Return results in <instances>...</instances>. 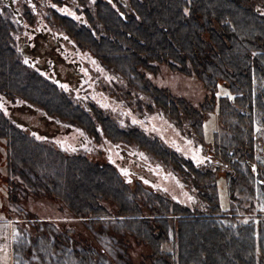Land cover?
Masks as SVG:
<instances>
[{
  "label": "flooded vegetation",
  "instance_id": "1",
  "mask_svg": "<svg viewBox=\"0 0 264 264\" xmlns=\"http://www.w3.org/2000/svg\"><path fill=\"white\" fill-rule=\"evenodd\" d=\"M150 1L0 0V46L11 51L12 65L23 80L31 79L41 98L39 103L0 88V111L27 136L26 166L32 175L35 162L41 175L40 185L26 181L24 195L14 178L8 204L14 217L0 219L14 223L15 230L25 226L32 234L43 222L63 228L89 218L66 216L71 206L59 196L76 161L90 164L111 189V196L90 198V207L112 214L133 207L174 211L166 214L170 217L183 215L175 213L180 210L208 211L209 184L215 192L217 178L227 184L226 164L210 148L214 136L206 142L202 135L213 112L216 129L222 126L224 95L218 86L229 90L224 62L195 69L177 58L161 43L175 38L176 11L166 25ZM252 9L264 17L263 5ZM211 35L224 46V28L209 27L202 47L214 44ZM1 164L0 154V209L6 207ZM129 191L137 193L135 205L126 202ZM127 250L138 263L141 245L131 241Z\"/></svg>",
  "mask_w": 264,
  "mask_h": 264
},
{
  "label": "trees",
  "instance_id": "2",
  "mask_svg": "<svg viewBox=\"0 0 264 264\" xmlns=\"http://www.w3.org/2000/svg\"><path fill=\"white\" fill-rule=\"evenodd\" d=\"M150 2L166 25H170V12L176 11L175 38H163L161 43L169 44L168 49L175 51L177 58L191 61L195 69L207 63L214 68L224 62L225 84L231 97L221 98L222 126L214 131L210 148L226 164L223 174L230 207L219 208L215 189L209 184L208 211L180 210L175 213L183 215L170 217L166 214L174 211L142 212L133 207L112 214L93 209L90 198L110 195L111 189L100 183L102 178L96 176V170L87 168L90 164L76 161L67 170L70 176L63 178L59 196L71 206L66 216L89 218L65 222L63 228L43 222L32 234L25 226H18L12 243L14 264H264V17L252 9L255 4L264 6V0ZM209 27L224 28L223 47L212 35L214 44L202 47ZM11 59V51L0 46V88L19 90L40 103L39 89L32 86L31 79L21 78L20 68L14 67ZM27 141V136L0 111L4 218L14 217L7 207L13 203L14 178L22 195L27 180L40 185L35 162L32 175L26 166ZM36 148L39 150L38 145ZM68 190L73 196L69 197ZM129 192L126 202L135 205L137 193ZM18 206L24 215L28 214ZM147 213V217H140ZM103 215L109 216L100 218ZM73 227L85 229L90 236L80 235ZM131 241L143 249L138 263L127 250Z\"/></svg>",
  "mask_w": 264,
  "mask_h": 264
},
{
  "label": "rangeland",
  "instance_id": "3",
  "mask_svg": "<svg viewBox=\"0 0 264 264\" xmlns=\"http://www.w3.org/2000/svg\"><path fill=\"white\" fill-rule=\"evenodd\" d=\"M218 92L226 97H231L230 92L226 87H222L221 85L218 86ZM218 93V94H219ZM216 112L211 113L206 120L204 121L203 128H202V135L203 139L206 142H209L213 139L214 131L216 130ZM1 143V142H0ZM0 154L1 160L4 159L3 151H2V143L0 145ZM1 166V172H2ZM216 192H217V199L218 205L221 210L228 209L230 207V200H229V193L228 187L225 182V179L222 177L217 178L216 181ZM2 200L4 195V187L2 184ZM4 202L5 199H4ZM233 204V203H231ZM7 207H10L7 204ZM12 208V207H11ZM5 214L3 213L2 209H0V218L3 219ZM0 219V264H14L13 256H12V243L14 240V223L10 221H4Z\"/></svg>",
  "mask_w": 264,
  "mask_h": 264
},
{
  "label": "snow or ice",
  "instance_id": "4",
  "mask_svg": "<svg viewBox=\"0 0 264 264\" xmlns=\"http://www.w3.org/2000/svg\"><path fill=\"white\" fill-rule=\"evenodd\" d=\"M25 62H27V61H25Z\"/></svg>",
  "mask_w": 264,
  "mask_h": 264
}]
</instances>
